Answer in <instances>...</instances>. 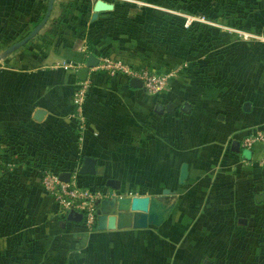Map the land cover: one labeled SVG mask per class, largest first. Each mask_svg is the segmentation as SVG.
Returning a JSON list of instances; mask_svg holds the SVG:
<instances>
[{"label": "crops", "instance_id": "obj_1", "mask_svg": "<svg viewBox=\"0 0 264 264\" xmlns=\"http://www.w3.org/2000/svg\"><path fill=\"white\" fill-rule=\"evenodd\" d=\"M15 1L0 0L1 20L40 11L41 0ZM263 1L242 11L251 37L210 28L177 58L121 56L172 72L151 94L91 70L102 52L75 43L73 8L53 0L32 47L0 60V264H264L262 144H239L264 127ZM79 67L89 87L78 114ZM84 157L93 172L77 171ZM48 167L101 186L104 226L58 213L39 183Z\"/></svg>", "mask_w": 264, "mask_h": 264}, {"label": "rangeland", "instance_id": "obj_2", "mask_svg": "<svg viewBox=\"0 0 264 264\" xmlns=\"http://www.w3.org/2000/svg\"><path fill=\"white\" fill-rule=\"evenodd\" d=\"M95 2L67 0L66 6L73 10L64 23L73 26L75 43L94 45L102 53L120 56H144L146 50L161 55L165 51L164 58H177L179 53L193 50V42L210 33V28L217 30L214 34L220 29L242 37L233 30L240 29L242 11L258 6L257 0H102L103 7L94 9ZM37 5L40 11L31 16L13 12L7 19H0V50L39 20L45 0ZM185 16L192 18L187 26H183ZM49 18L50 14L47 21ZM53 18L59 16L55 14ZM34 36L6 57L18 50L28 51ZM161 44L167 46L161 48Z\"/></svg>", "mask_w": 264, "mask_h": 264}, {"label": "built area", "instance_id": "obj_3", "mask_svg": "<svg viewBox=\"0 0 264 264\" xmlns=\"http://www.w3.org/2000/svg\"><path fill=\"white\" fill-rule=\"evenodd\" d=\"M192 18L185 16L183 26H187ZM241 34L243 38L253 36V33L241 29H233ZM76 63L66 61L63 67H75ZM91 70L99 71L108 77L119 75L127 78L136 77L141 81L142 87L151 94H158L164 91L172 77L170 70H157L147 65H137L129 62L121 56H114L107 53L99 55L98 61ZM72 91V102L75 111L79 114L81 106L89 87L87 78L75 81ZM261 143L262 150L258 162L264 167V127L245 133L239 144L242 148H251L254 144ZM59 171L53 168H42L38 173L41 187L50 194L57 204V211L64 216L69 210L80 213V221L84 226L91 228L95 223L96 207L101 198L107 193L103 192L101 186L90 185L79 179L80 174L76 170L69 173L66 180L59 177ZM264 193V190H263Z\"/></svg>", "mask_w": 264, "mask_h": 264}, {"label": "water", "instance_id": "obj_4", "mask_svg": "<svg viewBox=\"0 0 264 264\" xmlns=\"http://www.w3.org/2000/svg\"><path fill=\"white\" fill-rule=\"evenodd\" d=\"M52 1L53 0H46V5H45V9H44V12H43L42 16L39 18V20L23 36H21L20 38H18L15 41L9 43L2 50H0V60L2 58H4L7 54H9L13 50L18 48L22 44H24L26 41H28L31 37H33L37 33V31L46 22L49 14H50ZM94 7L95 8H97V7L102 8L103 6H102V3H101V0H96ZM92 65L93 64H88V66H92ZM86 72H87V68L86 67H79L77 69L76 75H77V77L79 79H84L85 75H86ZM129 83L132 86L141 87L142 88L141 81L138 78H136V77H130L129 78ZM170 106H171V103L167 102L164 105V110L165 111H169ZM77 171L79 173H91V172H93V161H92V159L88 158V157H84L82 159ZM68 175H69V172H60L59 173V177L61 179H64V180L67 179ZM128 200L129 199L125 198V197H119L117 199L118 202H127ZM114 201H115L114 198L111 197V198H108V199H103L100 203L104 204V203L108 202L110 204H114ZM136 202H137V200L135 198L131 199V205L132 206L135 205ZM95 212H96V226L97 227L104 226L105 224H104L103 221H104L105 215L99 213V209L98 208H96ZM145 216H146V214H144V213H140L139 214V216H138V224L139 225H143L145 223ZM66 218L78 221V220H80L81 215H80L79 212H77L75 210H69L66 213ZM107 219H108V221H107L106 225L107 226H111L112 225L113 216L110 215V216L107 217Z\"/></svg>", "mask_w": 264, "mask_h": 264}, {"label": "trees", "instance_id": "obj_5", "mask_svg": "<svg viewBox=\"0 0 264 264\" xmlns=\"http://www.w3.org/2000/svg\"><path fill=\"white\" fill-rule=\"evenodd\" d=\"M124 59L127 58V57H123ZM126 60V59H125Z\"/></svg>", "mask_w": 264, "mask_h": 264}]
</instances>
